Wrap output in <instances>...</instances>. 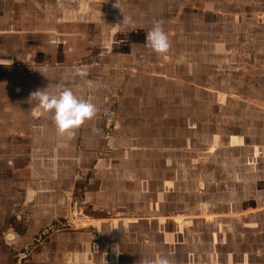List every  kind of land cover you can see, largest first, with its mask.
Instances as JSON below:
<instances>
[{
	"label": "rangeland",
	"instance_id": "1",
	"mask_svg": "<svg viewBox=\"0 0 264 264\" xmlns=\"http://www.w3.org/2000/svg\"><path fill=\"white\" fill-rule=\"evenodd\" d=\"M119 1L136 9L130 19L137 24L138 34L131 39L141 40L156 21L168 33L175 26L177 30L169 38V51L174 55L186 51L196 58L208 57L209 47H199L198 39L205 41V35L213 33L211 40H217L226 23L229 31L223 39L233 52L232 61L227 64L221 56H214L212 61L202 62L195 74L202 85L233 95L225 98L203 91L201 103L209 104L198 111L195 100L194 113L189 97L185 122L180 123L175 120L180 99L170 95L174 99L168 109L172 119L165 128L151 127L150 141L142 139L133 152L89 158L84 174L77 164L73 210L81 208V214L105 222L96 229H85L92 235L88 240L81 238L82 224L77 220L66 231L55 223L30 241L20 256L25 255L22 263L17 264H62L66 249L60 246L65 243L52 242V230L72 234L71 244L78 250L91 240L106 250L118 235L126 264H143L161 255L168 256L172 264H183L187 257L191 262L194 259L193 264H264V0ZM90 3L107 8L112 0ZM208 6L216 9L213 11L233 10V16H204ZM181 7L183 14L177 18ZM213 21L219 24L210 29L203 24ZM183 42L195 46L184 47ZM148 50L154 57L156 53ZM156 100L153 103L158 107L165 101ZM144 133L139 127L138 136L145 137ZM88 193L101 202L96 209L95 203L82 204V199H91ZM112 219L134 221L115 224ZM95 235H100L96 241ZM98 249L94 261L103 257Z\"/></svg>",
	"mask_w": 264,
	"mask_h": 264
},
{
	"label": "crops",
	"instance_id": "2",
	"mask_svg": "<svg viewBox=\"0 0 264 264\" xmlns=\"http://www.w3.org/2000/svg\"><path fill=\"white\" fill-rule=\"evenodd\" d=\"M91 1L99 2L0 0V264L22 263L25 255L20 256L30 241L53 228L55 223L62 225L63 231L75 220L93 223L79 230L81 238L88 240L92 235L85 229L90 226L96 229L105 220L83 215L79 212L81 208L74 212L72 192L78 176L76 165L84 174L89 158L133 152L142 139L150 141L151 127L165 128L172 119L169 120L168 109L174 99L170 95L177 94L180 99L177 106L180 111L182 107V112L175 118L179 123L185 122L189 97L193 100L194 113L195 100L198 111L200 106L207 108L209 104L204 102L205 98L201 103L203 91L225 98L233 95L232 91L202 85L195 74L200 71L202 62L212 61L214 56H221V61L227 64L232 61L233 52L223 39L229 31L226 23L221 25L217 40H211L213 33L205 35V41L198 39L199 47H209L206 49L208 57L196 58L186 51L179 55L168 51L166 55L153 57L146 36L139 41L131 39L138 34L137 24L130 19L136 9L126 8L119 0H112L107 8L91 5ZM207 8L204 16H233V10ZM183 10L181 7L177 11V18ZM154 17L150 19L153 22ZM215 22L202 23L210 29L219 24ZM165 30L171 39L177 28L174 26L169 33L168 28ZM183 46L195 44L183 42ZM79 67L86 68V78L75 75ZM84 79L98 87L89 89ZM60 82L78 97L91 100L98 110L93 119L74 131L71 139L57 131L52 113L43 112L38 100L31 97L32 93L44 89L54 94ZM156 99L165 101L158 107L153 103ZM222 104L219 101V105ZM154 115L157 117L151 118ZM192 120L195 125L194 117ZM139 127H143L145 137L138 136ZM103 189L102 186L98 192ZM88 194L91 198L92 193ZM84 199L82 204L95 203V209L101 203L94 196ZM133 221L110 220L115 224ZM19 225L21 227L17 228ZM176 232L181 235L179 230ZM99 236L93 237L95 241ZM117 236L109 244V250L101 249V244L93 240L78 250L71 244L72 234L52 230L49 235L52 242L65 243L60 246L63 251L66 249L62 264H126ZM97 249L103 251V257L94 261L92 256L98 254ZM77 251L79 255L73 257ZM193 261L187 257L183 264H193Z\"/></svg>",
	"mask_w": 264,
	"mask_h": 264
},
{
	"label": "clouds",
	"instance_id": "3",
	"mask_svg": "<svg viewBox=\"0 0 264 264\" xmlns=\"http://www.w3.org/2000/svg\"><path fill=\"white\" fill-rule=\"evenodd\" d=\"M146 43L157 55H166L170 48L168 34L162 27V22L156 21L146 34ZM75 75L80 78L87 77L85 67H79ZM84 83L89 89L98 87L91 80L84 79ZM56 91L50 94L44 90H37L31 94L39 102L40 109L45 113H52L57 131L61 135L72 138L74 131L82 126L86 121L93 119L97 114V107L91 100L83 99L74 94L71 88L64 83L56 84ZM143 264H172L168 256L161 255L155 260H145Z\"/></svg>",
	"mask_w": 264,
	"mask_h": 264
},
{
	"label": "bare ground",
	"instance_id": "4",
	"mask_svg": "<svg viewBox=\"0 0 264 264\" xmlns=\"http://www.w3.org/2000/svg\"><path fill=\"white\" fill-rule=\"evenodd\" d=\"M74 215H75V214H74ZM181 218H182V217H181ZM78 221L82 224V226H85V225H88V224H89V225H92V224H93V223H91V224L88 223L86 220H82V221L78 220ZM79 222H78V223H79ZM79 225H80V224H79ZM82 226H81V227H82ZM10 241H11V240H10Z\"/></svg>",
	"mask_w": 264,
	"mask_h": 264
}]
</instances>
